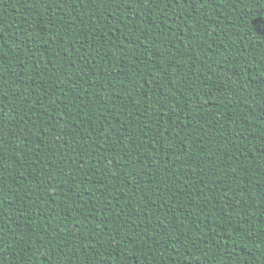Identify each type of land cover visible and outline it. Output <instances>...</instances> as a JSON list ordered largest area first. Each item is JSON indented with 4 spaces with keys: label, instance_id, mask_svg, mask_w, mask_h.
Returning <instances> with one entry per match:
<instances>
[{
    "label": "trees",
    "instance_id": "trees-1",
    "mask_svg": "<svg viewBox=\"0 0 264 264\" xmlns=\"http://www.w3.org/2000/svg\"><path fill=\"white\" fill-rule=\"evenodd\" d=\"M0 264H264V0H0Z\"/></svg>",
    "mask_w": 264,
    "mask_h": 264
}]
</instances>
